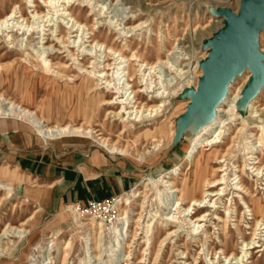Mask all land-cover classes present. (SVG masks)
I'll use <instances>...</instances> for the list:
<instances>
[{"label":"rangeland","instance_id":"374dc122","mask_svg":"<svg viewBox=\"0 0 264 264\" xmlns=\"http://www.w3.org/2000/svg\"><path fill=\"white\" fill-rule=\"evenodd\" d=\"M62 1L49 10L43 0H0V19L16 11L15 17L0 29V181L12 186L8 195L7 190L0 188V234L7 225L24 230L21 234L8 232L1 237L0 264H264V229L259 228L253 245L244 246L253 238L260 219L249 211L250 198L264 205V168L259 175L251 169L264 166V87L256 97V109H247L249 102H241L237 107L236 117L240 115L244 120L241 132L237 129L242 127V120L237 119L235 123L241 124L229 125L220 143L212 149L198 150L196 158L202 166L197 171L194 172V167L187 170L185 166L188 146L216 115L206 123L194 120L173 147L179 119L189 104L185 92L197 86L199 69L193 67L197 60L207 56L204 43L216 32L218 17L212 10L228 7L237 11L238 0H68L65 5ZM33 4L36 8L31 7ZM33 10L37 12L32 13ZM19 11L27 19L24 22ZM35 13L36 17L32 16ZM76 21L80 26L71 30ZM58 23L63 28L64 44L51 41ZM26 30H31L32 35H24ZM96 42L102 46L94 45ZM259 47L264 52L263 32L259 35ZM108 48L112 52L106 54ZM69 50L75 53L73 57ZM119 56L129 59L124 65L128 75H133L130 84L148 90L137 97L138 109H150L165 101V106L152 116L132 121L134 127L124 134V139L117 137L123 128L120 116L114 115L119 106L104 105L116 100L117 81L107 85L105 80L99 81L88 74L104 64H111V73ZM40 59L44 62L40 63ZM56 64L67 66L63 69L66 73L58 77L44 69L46 66L57 71ZM142 64L156 66L149 73V70L144 72L147 67H141ZM82 65L89 67L86 72ZM183 71L188 73L182 75ZM242 82L240 78L232 82L233 95ZM161 91L169 93L167 99H150ZM28 94L32 96L30 100L25 99ZM8 101L39 112L50 126L83 125L93 134L89 138L70 136L46 141L37 135L34 126L25 124L29 122L19 110L11 111ZM98 134L121 147L126 146L128 139L129 153L109 154L98 145ZM9 135L18 146L31 142L33 147H45L57 154L83 157L99 154L129 166L132 171L137 169L139 182L134 187L141 191L146 179L158 180L179 167V174L172 181L180 188L189 184L184 206L190 198L201 196L205 179L224 178L221 185L211 189H222L220 196L210 198L216 203V211L215 208L197 210L191 216L192 221L204 213L208 216L195 225L188 222L190 215L182 221L173 210L175 195L154 183L147 186L141 197L133 198L130 206L120 204L119 212L115 206L108 211L80 210L82 214L77 221L66 209L72 204L59 210H45L25 189L29 180L1 153L3 137L8 136L9 140ZM220 166L226 171L213 175ZM237 176L250 195L239 190ZM134 187L113 197H123ZM125 212L128 225L123 227L117 219ZM216 214L227 216L225 246ZM99 222L103 225L100 234ZM197 224L202 226L194 232ZM113 226L117 233L113 232ZM253 246L257 247L252 249ZM221 250L225 255L236 256L226 260Z\"/></svg>","mask_w":264,"mask_h":264},{"label":"bare ground","instance_id":"6f19581e","mask_svg":"<svg viewBox=\"0 0 264 264\" xmlns=\"http://www.w3.org/2000/svg\"><path fill=\"white\" fill-rule=\"evenodd\" d=\"M59 2H60V0H43V4L49 10H51V7H56V4H58ZM68 2H69L68 0H63L61 2V4L65 5V4H68ZM239 3H240V1L238 0L236 3L237 6L239 5ZM31 7L36 8V6L34 4ZM34 11L35 10H33L31 12L34 13ZM35 12H37V11H35ZM18 14H20L19 18H23V15L21 14L20 11L18 12ZM15 15H16V11L13 10L10 15H7V16L1 18L0 19V29L2 28V26L4 24H7L10 21V18L15 17ZM36 15L37 14L35 13V15H32V16L36 17ZM71 17H72V15H71ZM22 20L24 22L27 19L23 18ZM215 23L217 24L216 30H218L222 25V19L218 17L217 20L215 21ZM76 25L80 26L78 21H76L74 23V25L71 26V30L76 28L75 27ZM130 29H132V28H130ZM30 32H31V30H26V32H24L23 34L24 35L28 34V37H29L32 35ZM62 33H63V28L61 27L60 23H58L57 33H55V35H53V39H51V41H55L56 43L64 44L65 43V41H64L65 35H63ZM33 34H39V32L33 31ZM77 37H79V36H77ZM77 39H79V38H77ZM48 41H50V40L48 39ZM40 42L43 43V39ZM45 43H47V42H45ZM94 45L102 46L98 42H96ZM105 52L107 54V53L112 52V50L110 48H108V51H105ZM69 54L71 55V57H73L75 55V53H73L70 50H69ZM106 54L104 55V57H106ZM168 56H170V54H168ZM128 61H129V59L126 60L125 57L119 56V58L117 59V63L115 62L116 67L112 68L113 71L111 73H109V70H111V68H110L111 64H104L103 66H101V69H99L98 71H89V73H88V74H90L89 75L90 77L97 78L99 81L105 80L104 84L106 83L107 85H109L114 80L117 81L115 94L118 96L115 98L116 100H109V101L105 102L104 105H118L119 106L118 112H116V113L114 112V115L120 116V119L123 123V128L117 136L119 139H124L126 137L124 134L126 132H129L130 128L134 127V123H132V121L133 122L141 121L142 118L147 117V116H152L153 112L159 111V110H161L162 107L165 106L164 105L165 101H160L158 104L150 107V109H144V107H141L138 109L137 104H139V102H138L137 97L139 95H141L142 93H145V92L148 93V90H145L142 87L134 88V86L130 84V81H133V78H132L133 75H128L126 65H124V63L125 62L127 63ZM43 62H44V60L40 59V63H43ZM105 62H106V60H104V63ZM163 63L166 64V61ZM199 64H200V60H197L196 64L193 67L194 69H199V74L197 75L198 78L202 74V72L199 68ZM155 66L156 65L148 66V64H142L141 65V67H144V68L147 67L144 69V72L149 70L150 71L149 73H151L152 68H154ZM55 68L57 69V71H54L50 68L47 69L46 66L44 67V69L47 72L51 71L52 73H55L56 76L59 77L60 74L66 73L63 69H67V66H65V65L59 66V64H56ZM82 68L85 70L83 72H86V69L89 67H85L84 65H82ZM180 72H182V70ZM186 73H188V71H183L182 75L186 74ZM144 75H145V73H144ZM109 77H111L112 79H109ZM237 78L242 79L243 82L237 88L236 93L233 95V92L231 90L233 83H231L228 87V92H227L225 99L216 109V112H215L216 118L212 122H210L209 124L205 125L204 128L202 129V131L196 135L193 142L188 146V149H187L188 151L185 155V166H186L187 170H191L194 167V172H195V171H197L198 168L199 169L201 168L202 163L200 160H198L196 158V154L198 153V150L200 148L210 147V149H212L216 144L221 142L220 138L222 137V135H224L225 130L227 129V127L229 125L241 124V123H235V121L237 119L242 120V117L240 115L238 117H236L238 114L237 107L239 106V104H241L240 99H241L243 88L245 87V85L249 79V72L245 71L243 73V75H241L240 77H237ZM90 81H89V83H90ZM91 82H93V81H91ZM91 85L92 84H90L89 86L91 87ZM168 96H169V93H164V91H161V92H158L156 94V96L151 97L150 99H158V100L162 99L163 100V99H167ZM31 98H32V96L30 94H28L25 97V99H28V100H30ZM117 99H119V100H117ZM256 103H257V98L249 101V105H248L247 109H249L250 111H253L254 109H256V107H254V105ZM8 104L11 105V108H10V109H12L11 111L19 110V112L22 113L21 115L23 116V118H26L27 121L32 125H29V123H25V124H27L30 127L34 126L35 129L37 130L36 131L37 135L39 137H42L46 141H53L54 142L60 138L70 137V136L89 138L90 137L89 135L93 134L92 130L84 127L83 125H80V126H73V125L50 126L47 124V121L45 119L40 117L39 112H37L35 110H31L27 107L20 105V104H16L14 102L8 101ZM5 110H7V109H5ZM146 112H148V114L145 115ZM14 115H15V112H14ZM125 116H127V117L125 118ZM19 118H21V117L19 116ZM20 120H22V119H20ZM243 123H244V120H242V127H239L237 129V132L242 131ZM96 138H97L98 145L101 146L102 148H104L109 154H118L121 156H125L129 153L130 145H129L128 139L126 140V146L121 147L119 145H116L115 143H111V141H109L107 138L99 137V134L96 135ZM232 138H234V136ZM156 147H157V145L155 146V148ZM227 148H229V147H227ZM204 159L205 158H203V160ZM219 162H223V161H219ZM256 163H258V162H254L252 164H256ZM262 168H264V166L263 167L262 166L256 167V168L253 166L251 169H254L256 174L259 175L262 172ZM179 170H180L179 167H175L174 169L170 170L166 174H163V176L158 180L153 179V178L146 179L147 182H143L144 190H146L147 186L151 185V183H154L155 186H158L161 184L163 187H166L167 189H169V192L175 195L174 196L175 197V203L173 204V206L175 207V209H173L175 211V213L179 214V216L182 218V221H186L185 217H188L190 215V219H188V222L189 223L193 222L195 225L197 221L198 222L205 221L206 217L208 216L207 213H204L202 215L197 216V218L194 221H192L191 216L193 214H195V212L197 210L204 209V208H206V209H214L215 208V211H216V205H215L216 203L212 202L210 198L215 197V196H220L222 189L221 190H213V191L211 189L216 188L219 185H221L222 184L221 182L224 180V178L205 179L202 182V194H201V196L199 198H194V197L190 198L188 205L184 206V204H185L184 197H186V194L188 193L187 191L190 189V187H189V184H186V185H184L183 188H180V187H177L174 184V182L172 181L173 176L179 174V172H178ZM222 171H226V169L223 166L217 167L213 171V175H216L217 172H222ZM242 171H243L242 169L239 170V172H242ZM237 178H239V176H237ZM240 180L241 179L239 178V181ZM238 184L240 187L239 190L241 189L242 191L247 193V195H250L249 189L246 188V186L242 183V181H240ZM193 186L194 185H192V187ZM0 188L3 190H7V195L11 194V192H12V186L9 183H4V182L0 181ZM144 190L141 191L138 189V187H134V189L131 190V193H127L125 195L126 197L125 196L118 197L115 201V209H117L119 212V207H120V204H122V203H125L127 206H130L132 199L141 197ZM250 203L252 205V208L249 210L250 212H252L251 215L252 216L258 215L260 219L256 222V225H255L256 228L253 230V233H252L253 238L250 240V242H248L247 244L244 245L246 247L249 245H253V242L255 240L254 237L257 235V231L260 230L259 228L264 229V205L259 200H253L252 198H250ZM244 204L247 205L246 207L248 209L250 208V205H248V203L245 202ZM66 209L71 211V213L75 216L77 221L79 220L78 215H81L82 213L79 212V210L77 209V206L69 205V206H66ZM225 211L227 212L228 210L225 209ZM127 218H128L127 212H125L124 216L122 214H119L117 220L119 222H122V225L124 227L125 224L128 225V219ZM31 219H32V216L28 218V220H31ZM91 219L92 218H86V220H91ZM165 220L167 221L168 218H166ZM215 220H217L221 224V229H222V231L224 233V237H225V240L222 241V245L225 246L227 243V240H226L227 239L226 238L227 237V234H226L227 216H226V218H223V217L216 214ZM89 224L91 226H93V222H91ZM197 225H198L197 229L196 230L194 229V232L199 230V228L202 226L199 224H197ZM236 228L239 230L238 225H236ZM97 229L99 230L98 234H100L103 230V225L101 222L98 223ZM117 230L118 229L116 228V226H113V232L117 233ZM91 231H92V227H91ZM8 232H12V233L16 232L17 234H21L24 232V230H22L18 227L7 225L3 229L2 234H0V239L3 235H5ZM125 232H126V230H125ZM89 235L91 236V240H93V234L90 233ZM256 247L257 246H253L251 248L255 249ZM260 247H262V246H260ZM251 248H249V249H251ZM221 251H222V254L224 255V258L226 260H229L231 257L236 256L233 253H231L230 255H225L224 250H221ZM215 254L217 255L218 252H216ZM243 254L246 256L247 255L246 251Z\"/></svg>","mask_w":264,"mask_h":264},{"label":"water","instance_id":"95a60500","mask_svg":"<svg viewBox=\"0 0 264 264\" xmlns=\"http://www.w3.org/2000/svg\"><path fill=\"white\" fill-rule=\"evenodd\" d=\"M212 13L222 19V25L204 43L207 56L199 64L202 74L196 88L185 92L189 104L179 119L173 147L194 120L210 122L215 117L229 85L245 71L249 79L241 102L255 99L264 87V52L259 47V35L264 34V0H240L237 11L221 7Z\"/></svg>","mask_w":264,"mask_h":264},{"label":"crops","instance_id":"0c3cea01","mask_svg":"<svg viewBox=\"0 0 264 264\" xmlns=\"http://www.w3.org/2000/svg\"><path fill=\"white\" fill-rule=\"evenodd\" d=\"M8 137V136H7ZM2 142L6 160L25 177V189L45 210H59L67 204L86 205L125 192L139 182L138 170L99 154H57L47 148L15 144L12 136Z\"/></svg>","mask_w":264,"mask_h":264},{"label":"built area","instance_id":"2783aa9c","mask_svg":"<svg viewBox=\"0 0 264 264\" xmlns=\"http://www.w3.org/2000/svg\"><path fill=\"white\" fill-rule=\"evenodd\" d=\"M116 197L108 198L101 201L90 200L86 205L81 204H72L71 206H77V209L83 210L85 212L94 211H103V210H111L115 206Z\"/></svg>","mask_w":264,"mask_h":264}]
</instances>
